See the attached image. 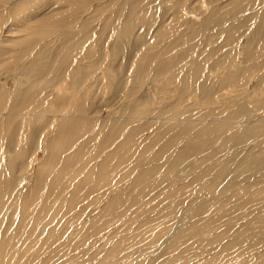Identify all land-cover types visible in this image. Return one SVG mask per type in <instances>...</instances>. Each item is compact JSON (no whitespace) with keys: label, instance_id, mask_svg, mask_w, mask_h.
<instances>
[{"label":"rangeland","instance_id":"obj_1","mask_svg":"<svg viewBox=\"0 0 264 264\" xmlns=\"http://www.w3.org/2000/svg\"><path fill=\"white\" fill-rule=\"evenodd\" d=\"M0 264H264V0H0Z\"/></svg>","mask_w":264,"mask_h":264},{"label":"bare ground","instance_id":"obj_2","mask_svg":"<svg viewBox=\"0 0 264 264\" xmlns=\"http://www.w3.org/2000/svg\"><path fill=\"white\" fill-rule=\"evenodd\" d=\"M223 1V0H222ZM32 233V232H31ZM31 233L29 234V235H31ZM16 243H18V242H16ZM18 247H19V245H18ZM17 248V247H16ZM19 249V248H18ZM29 250V249H28ZM17 254V253H16Z\"/></svg>","mask_w":264,"mask_h":264}]
</instances>
